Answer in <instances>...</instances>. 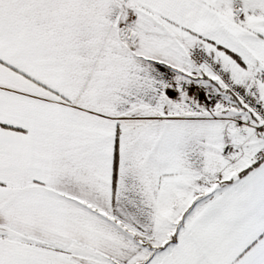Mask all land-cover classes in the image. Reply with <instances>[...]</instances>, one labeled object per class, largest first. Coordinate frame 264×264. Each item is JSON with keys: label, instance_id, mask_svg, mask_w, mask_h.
<instances>
[{"label": "snow or ice", "instance_id": "1", "mask_svg": "<svg viewBox=\"0 0 264 264\" xmlns=\"http://www.w3.org/2000/svg\"><path fill=\"white\" fill-rule=\"evenodd\" d=\"M0 264H264V0H0Z\"/></svg>", "mask_w": 264, "mask_h": 264}]
</instances>
